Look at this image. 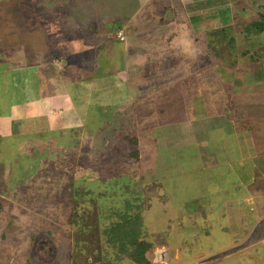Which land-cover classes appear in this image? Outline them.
Wrapping results in <instances>:
<instances>
[{"label": "rangeland", "instance_id": "374dc122", "mask_svg": "<svg viewBox=\"0 0 264 264\" xmlns=\"http://www.w3.org/2000/svg\"><path fill=\"white\" fill-rule=\"evenodd\" d=\"M154 2L0 0V56L8 59L2 72L17 89L29 83L31 71L20 63H33L31 45L43 31L58 37L50 41L54 82H67L66 70L81 79L82 87L75 78L68 82L76 98L93 82V96L107 95L96 89L104 81L85 78L86 66L107 64L85 47L90 40L83 33L76 38L69 21L76 19L78 28L84 22L103 57L105 49L112 56L131 50L129 62L122 61L126 78L113 61L116 75L106 89L115 88L113 100L98 108L90 102L84 121L66 112L63 131L0 138V264H136L131 246L119 252L105 232L119 216L135 213L151 264H264V85L239 78L241 70H260L248 56L254 43L264 48V31L241 36L237 12L264 9V0H229L234 28L223 39L228 26L221 21L214 28L204 23L210 32L199 30L203 23L189 28L172 4L177 0ZM247 14L248 22L260 17ZM183 17L195 21L194 12ZM118 21L125 38L113 45L107 36L116 38L110 25ZM162 23L179 37L162 33ZM51 68L35 67L36 81H51ZM105 159L113 162L109 171ZM256 161L262 167L252 169ZM85 215L97 230L84 236Z\"/></svg>", "mask_w": 264, "mask_h": 264}, {"label": "crops", "instance_id": "0c3cea01", "mask_svg": "<svg viewBox=\"0 0 264 264\" xmlns=\"http://www.w3.org/2000/svg\"><path fill=\"white\" fill-rule=\"evenodd\" d=\"M178 3H172L173 6H180V16L183 18V20L185 21V24L189 26V28H198L202 23L203 25L200 27L199 30H210L208 27H206L204 25L202 16L198 17L197 19V15H202V12L199 13V11L201 9H198L195 5H194V1L195 0H177ZM255 1V0H254ZM163 2V0H156V2H154L157 5H162L161 3ZM189 3V4H187ZM230 5L227 4L226 6H222L221 7V11H226V16H230V9L228 8ZM183 7H185V12L182 10ZM249 9V10H248ZM248 9L243 8L242 10H240L238 8L237 12H240L241 14L238 16V18H240L242 21L240 22V25L238 24V30L240 32V35H245V38L247 36V34H243V30L244 27H247L248 24L250 22H248L247 17V11L250 12V14H254L259 13V11L261 12L262 10L259 9L258 6H256V8L252 9L253 12H251V8L249 7ZM256 10V11H255ZM190 12H194V16H195V21L190 25L189 24V20L187 18L184 19L183 16H186L187 13ZM233 13V12H231ZM250 16V15H249ZM231 17V16H230ZM156 18V23H161L160 21V16L158 15ZM167 20H170L171 22V15L168 11L167 16L165 17ZM232 18V17H231ZM259 19V18H258ZM257 19V20H258ZM76 20V19H75ZM69 21L71 22V25L73 24V31L75 30H79L76 34V38L79 34H83L85 35L86 39H89L90 42L87 40L84 42L85 47L88 45H92L93 47H91V51H93V55H95V57H102V62L106 63L107 65H104L103 68H99V67H85L87 73L89 71L90 73V77H88V75L85 77L86 80L90 83L91 81L93 82L92 78L100 80V81H104L98 84V88H96L97 90H102L105 94L107 93L106 96L101 97L98 95L93 96V89L92 87L94 86V82H93V86L89 85V91H83L81 93L77 92L78 95H81L82 98H76L74 91L68 86V82L71 79L75 78V82L76 84L79 85V87L82 85L81 79L78 83V81L76 79H78L77 74L74 75L73 73H68L65 70V76H67V79L65 83H63L62 81L59 80L60 83L54 82V74L52 72L53 69V48L51 46L50 41L53 40V38L55 37V43H59L58 42V37L57 34L55 33H50V32H43L41 30V34L42 38L40 40H38L36 42V40L33 42V44L31 45L33 48H35L33 52V57H34V61L32 64H28V62H21L20 64L23 65L24 68L21 69H28L31 71V77L29 78V83L26 84L25 87L23 88H19L17 89L12 81L10 82V79L8 78V80L5 81V78L7 77V75L5 73L2 72V69L5 68V66L7 65L8 59L6 57L0 56V138L2 139L3 137H14V138H21V137H25V138H29L31 136L34 135H41L43 133H46L47 131H51L53 129L57 130L58 132L63 131L62 129H66L65 127V115L66 112H68L69 115L73 116V120L75 123H79V121H83L85 120V116L89 113V111L91 110V106H89V103H94L93 105L95 106L94 108H98L101 106V102H105L103 105H105L106 103H110V100H113V98H110L109 96H112L114 94L113 91L115 88H113L112 90H107V86L112 82L113 77L116 75V72H113L111 70L115 71V68L112 69V65H113V61L118 60L117 64H121L120 67V72L118 75L120 74H124L125 78L127 75V69L125 68V66H123L122 63H128L130 60L129 54L131 53V50L128 48L127 52H122L119 53L118 50H115L117 52L116 55H110L109 52L107 51V49L104 50L103 54L104 57L101 56V51L98 49V47H96L94 45V39L92 34L87 33L86 30L83 29V24L81 28H78V26L80 24H77L76 21ZM218 20V19H216ZM131 19H127L126 24L131 22ZM138 21L139 22V15L136 17L135 22ZM221 21L220 19L216 22ZM254 19L251 21L253 22ZM66 23V22H65ZM166 23H162L161 26V30L162 33H170V30L173 31V36L174 35V30L171 28L165 29L163 26H165ZM174 24V23H173ZM172 24V25H173ZM216 24V23H215ZM122 25V22H121ZM169 25V23L167 24ZM209 25V24H207ZM167 27V26H166ZM210 27L214 28V22L212 24V22H210ZM216 27V26H215ZM243 27V28H242ZM173 28V27H172ZM234 28V24H231V31ZM59 30V29H56ZM128 30V29H127ZM126 30V31H127ZM183 31V30H182ZM211 31V30H210ZM254 31V30H253ZM86 32V33H85ZM124 32V31H123ZM198 32V31H196ZM258 32H256L255 34H257ZM127 36L130 37V34L128 35L127 33H125ZM178 33L176 36L179 37ZM209 35V33H208ZM231 36V35H230ZM222 39L224 38V34L221 36ZM107 38L109 39H113V42L111 44L113 45H117V43H119L115 37L114 34H108ZM140 38H143L142 36ZM146 38V37H145ZM212 39V40H210ZM208 40H210L211 42H213V37L209 38ZM206 40L205 43L209 44V41ZM229 40V38H228ZM226 41H224L225 43ZM255 42H258L255 40ZM50 43V46L48 44ZM76 44V42H75ZM110 44V45H111ZM142 44V43H140ZM228 44V43H227ZM263 43H254V49L255 51H257L260 55L257 57L256 61L253 62L250 60L249 56H248V60L250 61V63L252 64H257L258 66L260 65V70H258V68L255 69V72H248V75H245V71L241 70V73H243L242 76H239V78H244L246 76V78H252L253 80L255 79V81L257 82V84L259 83V85H264V56H262L261 54H263V50L264 48L262 47ZM133 45V44H132ZM229 45V44H228ZM140 46V45H139ZM15 47V45H14ZM134 47V45H133ZM207 47V46H206ZM21 47L17 48L18 50L21 51L20 49ZM134 48H139L134 47ZM1 49V47H0ZM13 49V47H12ZM90 50H87L84 52V56L86 59V54L91 52ZM118 53V54H117ZM108 54V55H107ZM245 56V55H244ZM78 60H81L80 56L78 57ZM83 63H86L85 61H83V59L81 60ZM124 61V62H122ZM77 64H81L82 63H77ZM42 65V67H46L48 66H52L51 68V72H50V76L52 77L51 81H47V80H42L43 82H38L36 81L37 79V75L34 73L35 72V67ZM75 65V64H74ZM77 66L78 68H81L80 66ZM221 65V64H220ZM3 66V67H1ZM90 69V70H89ZM22 70V71H23ZM69 70V69H68ZM117 71V69H116ZM38 72V71H37ZM68 73V74H67ZM106 73H108V75H112L113 76H103L106 75ZM71 74V76L69 75ZM246 80V79H245ZM10 82V86H7ZM6 84V86H5ZM254 87L256 86V83H251ZM246 86L250 85L249 83H245ZM48 86V87H46ZM82 87V86H81ZM95 87V86H94ZM102 92V94H104ZM108 100V102H107ZM90 114V113H89ZM79 125V124H78ZM82 125V124H81ZM79 125V126H81ZM25 127V129H23ZM34 127V128H33ZM27 128V129H26ZM33 129V130H30ZM21 130L18 134V131ZM16 133V134H15ZM11 146V145H9ZM253 159H255V157H253ZM251 160V159H250ZM235 163H231L230 167L233 168ZM259 166L262 167L261 162L257 164V161L254 162L252 164V169L253 166L255 167ZM256 168V167H255ZM258 170V168H257ZM251 174H252V170H251ZM256 174V173H255ZM250 184V185H249ZM245 185L247 186H253L255 184L252 185L251 181H248V184L245 183ZM256 189V188H255ZM260 190V188H258ZM248 220L246 222L249 221V218H247ZM245 221V220H244ZM260 221V220H259ZM257 221V222H259ZM240 222V220H239ZM249 222H255L254 219L250 220ZM254 230L256 231V228H254ZM260 231V230H259ZM262 233H264V230L261 231ZM264 250V248H263Z\"/></svg>", "mask_w": 264, "mask_h": 264}, {"label": "trees", "instance_id": "16d2710c", "mask_svg": "<svg viewBox=\"0 0 264 264\" xmlns=\"http://www.w3.org/2000/svg\"><path fill=\"white\" fill-rule=\"evenodd\" d=\"M193 3L196 7L198 6L197 0H195ZM227 4H230L229 0H225V2L224 0H202L201 5L203 8L199 11V13L202 12V15H197V19L198 17L202 16L203 22H206V23L212 22V24L213 22L217 23L216 21L220 19L221 25H223L224 27L228 26V29H223L222 33L224 34L227 31L228 37H229V30H231V17L226 16V11H221V7L226 6ZM259 9L262 10L261 12H259L260 14L259 19L257 21L250 22L247 27H244V29H242L243 34L244 33L247 34L246 38L252 35V32L260 33L264 31V9L261 8V6H259ZM110 26L113 28V30H116L117 32L121 28V22L118 21L116 25L114 23V24H111ZM87 33L89 32L87 31ZM210 36L211 38L213 37L212 32ZM229 41H234V37L230 36ZM228 44L230 45V43ZM242 54L244 55L245 53H242ZM259 55L260 54L257 51H254V54L249 55V58L251 61L255 62ZM261 55L264 56V54H261ZM53 59H57V57L54 56ZM131 143L136 144V139L134 141H131ZM136 151L137 150L133 151L132 153L137 154ZM105 162L108 165L104 166L103 170H106V171L111 170L109 167L113 165V162L107 161V159H105ZM69 185L71 189L72 188L74 189L73 179L70 180ZM84 223L85 224H82L80 226L81 230L83 231L84 236L89 233H93L97 230V227L95 225V220L92 217H89V215H85ZM141 228H142V217L140 216L139 213H135L134 216H128L124 214L122 216H119L118 222L115 223L112 227L106 229L105 232H107L111 242L119 243V252H126L125 249L128 247V245L131 246V248L128 247L129 252H130L129 255L136 264H151V262L147 260L145 257V250L146 248H148V245L139 240L141 233H142ZM92 263L97 264L98 261L95 260Z\"/></svg>", "mask_w": 264, "mask_h": 264}, {"label": "built area", "instance_id": "2783aa9c", "mask_svg": "<svg viewBox=\"0 0 264 264\" xmlns=\"http://www.w3.org/2000/svg\"><path fill=\"white\" fill-rule=\"evenodd\" d=\"M117 37L119 38V39H121V40H123V35H122V32L121 31H119L118 32V34H117Z\"/></svg>", "mask_w": 264, "mask_h": 264}, {"label": "clouds", "instance_id": "9594fccd", "mask_svg": "<svg viewBox=\"0 0 264 264\" xmlns=\"http://www.w3.org/2000/svg\"><path fill=\"white\" fill-rule=\"evenodd\" d=\"M119 31H121V32H122V35H123V37H124V32H123L122 30H119ZM119 31H117V33H116V34H118V32H119ZM116 34H115V35H116ZM124 38H125V37H124ZM124 38H123V39H124ZM116 39H117V40H119V38H118L117 36H116ZM120 41H123V40H121V39H120Z\"/></svg>", "mask_w": 264, "mask_h": 264}]
</instances>
